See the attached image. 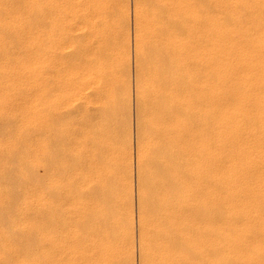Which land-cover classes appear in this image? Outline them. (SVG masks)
I'll return each instance as SVG.
<instances>
[{"label": "bare ground", "instance_id": "obj_1", "mask_svg": "<svg viewBox=\"0 0 264 264\" xmlns=\"http://www.w3.org/2000/svg\"><path fill=\"white\" fill-rule=\"evenodd\" d=\"M78 2L82 23L77 52L90 73L96 69L95 55L103 59L108 46L100 49L96 43L97 0ZM132 2L138 264H264V0ZM48 3V86L55 92L65 64L62 43L69 34L60 20L66 1ZM115 7L104 10L101 19L114 15ZM124 12L109 45L115 59L113 78L105 86L98 78L83 89L72 138L63 141L60 127L66 111L52 100L53 117L45 124L50 158L46 155L43 174L54 189L69 169L76 171L75 179H82L79 264H94L87 246L93 241L90 217L96 192L112 177L103 165L105 155L125 192V213L117 220L126 225L121 252L134 264L130 57ZM9 13L26 26L28 0H0V14ZM107 89L114 94L109 118L98 113L102 107L97 101ZM12 150H18L15 143ZM72 150L76 154L69 161L66 155ZM21 166L24 175L27 169ZM12 170L0 174V264H28L26 193L15 190L25 185L15 183ZM53 193L50 202L60 203L61 193L57 198ZM46 218L51 222L45 220V226L51 228L62 223L61 216ZM61 242L50 243L45 264L65 263Z\"/></svg>", "mask_w": 264, "mask_h": 264}, {"label": "rangeland", "instance_id": "obj_2", "mask_svg": "<svg viewBox=\"0 0 264 264\" xmlns=\"http://www.w3.org/2000/svg\"><path fill=\"white\" fill-rule=\"evenodd\" d=\"M45 1L49 2V0ZM45 1L28 0V22L26 26L15 18L12 13L0 14V174L7 169H13L15 183L24 181V188L16 186L18 188L14 189L26 193L27 262L28 264H45L47 258L45 254L49 251L48 255L51 253L49 249L51 248L50 243L58 240L62 241L61 244L65 247L66 256L64 264H79L82 261L78 249V239L82 231L77 223L82 206L80 203L81 199L78 197V187L82 184V179H79V181L77 177L75 179L76 171L69 169L70 172L67 171L68 174H65V178L60 182L62 185L58 183L60 186L56 187L60 188L54 189L55 185H52L51 178L43 174L42 166L45 164L46 159L48 161L50 158L46 150L47 144L45 145L46 139L50 138L47 137L50 136V133L45 132V128H47L45 124L46 121L47 124L51 123L49 121L53 117L52 115V117L50 116L53 109L50 105L53 101L54 105L57 104L56 106L58 107L63 106L66 111L65 120L63 119V125L61 124L60 127L61 130L63 129V133L61 132L63 141L64 139L66 141L68 138H72L78 127V119L74 113L75 107L80 100L83 89L87 85L96 83L98 78H100L103 86L108 85L113 78L112 73L114 72L115 59L111 54V49L109 50V45L111 37L115 36L118 32L122 20L121 16L123 11H125L124 16L128 23H126L128 26V28L126 27V38L130 57L129 95L131 96V120H129V149L131 153V185L134 215L133 262L134 264H138V224L135 195L136 127L134 120L135 40L133 0H97L96 6H98V9L95 18L97 24L96 43L100 49L107 45L108 50L107 52L105 51L103 59H101L102 57L99 53L95 55L92 62L95 64L96 69L90 73L89 69L83 66L85 60L77 52L81 43L78 29L82 23L79 15V0H64L66 1V10L61 14L60 20L63 29L69 34V38L62 43L65 64L57 79L60 88L55 90V92L50 91V86H48L50 85L48 84L49 76L52 74L50 72L52 54L50 52V12H47V10H50L51 4H45ZM112 4H115L114 11L116 10L118 13L115 11L114 15L108 14L103 21L101 19L102 12L106 9L110 10ZM50 95L56 100L51 99ZM113 95L107 89L97 99L98 104L102 107L101 109L99 108L98 113L106 118H109V111L113 104L111 97ZM50 100L52 101L50 102ZM46 106L48 109H46ZM47 117L51 119L49 118L48 120ZM49 141L47 142L49 143ZM13 143H15L18 149L17 151L12 150ZM74 153L75 151L72 150L70 156L69 154L66 155L69 161L71 160V155L75 157L76 153ZM22 163L25 164L27 169L24 175L20 172ZM103 165L106 169L108 168L112 177L107 176L104 182L105 186L96 192L97 194L94 198L95 206L93 215L90 217L93 229V241L88 242L89 244L87 243L88 250L94 255V264H130L127 255L121 252L126 225L125 222H118L117 220L119 216L125 213V192L119 179L115 178L116 171L114 167H110L111 163L108 155H105ZM95 176L93 175V177ZM9 187L11 188V186ZM15 190H13L14 193ZM54 190L57 193L55 197L61 193L60 197L63 199L60 203L53 201L55 205L52 204L53 202H50L54 200V195L51 196ZM11 210L14 211V205ZM58 211L61 212L59 213ZM55 213L60 214L62 223L61 225L55 223L56 225L53 224L54 227L51 228V225L48 226L51 219H47L46 217H50L51 215L54 220L58 219L57 217L60 216L57 214L58 216L56 217ZM47 214L48 216H46ZM45 220L48 223L47 226H45ZM53 228L54 230H52Z\"/></svg>", "mask_w": 264, "mask_h": 264}]
</instances>
